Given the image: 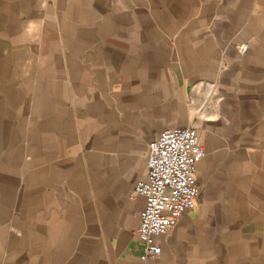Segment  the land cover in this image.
<instances>
[{
    "label": "crops",
    "instance_id": "obj_1",
    "mask_svg": "<svg viewBox=\"0 0 264 264\" xmlns=\"http://www.w3.org/2000/svg\"><path fill=\"white\" fill-rule=\"evenodd\" d=\"M188 126L197 204L153 264H264V0H0V264H142L130 194Z\"/></svg>",
    "mask_w": 264,
    "mask_h": 264
},
{
    "label": "built area",
    "instance_id": "obj_2",
    "mask_svg": "<svg viewBox=\"0 0 264 264\" xmlns=\"http://www.w3.org/2000/svg\"><path fill=\"white\" fill-rule=\"evenodd\" d=\"M248 44L241 45L246 53ZM206 156L197 127L169 129L148 143L147 178L139 181L130 194L145 198L138 213L139 227L133 231L144 244L142 264H153L162 253L160 237L168 235L183 213L192 210L198 200L197 168Z\"/></svg>",
    "mask_w": 264,
    "mask_h": 264
},
{
    "label": "rangeland",
    "instance_id": "obj_3",
    "mask_svg": "<svg viewBox=\"0 0 264 264\" xmlns=\"http://www.w3.org/2000/svg\"><path fill=\"white\" fill-rule=\"evenodd\" d=\"M247 44V43H246ZM249 46V45H248ZM194 127H196V126H194Z\"/></svg>",
    "mask_w": 264,
    "mask_h": 264
}]
</instances>
